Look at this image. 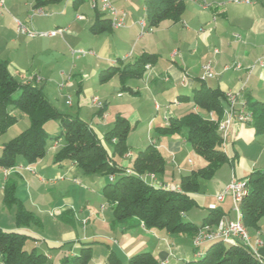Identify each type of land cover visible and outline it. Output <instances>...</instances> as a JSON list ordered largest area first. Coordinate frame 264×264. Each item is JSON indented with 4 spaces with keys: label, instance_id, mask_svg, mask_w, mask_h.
I'll return each instance as SVG.
<instances>
[{
    "label": "crops",
    "instance_id": "obj_1",
    "mask_svg": "<svg viewBox=\"0 0 264 264\" xmlns=\"http://www.w3.org/2000/svg\"><path fill=\"white\" fill-rule=\"evenodd\" d=\"M111 1L117 9L123 10L126 15L124 27H111L109 32L97 33L102 36L106 35V39L112 38L115 40V47L112 49V51L114 50L115 59L107 60V67L116 65L117 58L122 59V63H128L133 62L143 53L155 54L157 57L156 62L149 66V69L144 72L141 78H129L125 81L124 86L128 87L133 93L122 89L118 75L110 79L111 82L114 80V85L107 93L102 87L104 85L96 81L98 73L107 68L99 64H96V68L90 69L86 74L87 76L80 78V81L77 82V89L72 93V96L70 94L67 96L63 107L60 99L50 97L48 90H45L44 93L41 87L42 92L59 112L77 116L94 129L100 138L112 127L116 115L126 118L129 123L133 121L137 124L141 118L145 119L140 114L141 110H144L143 105L145 103L148 107L157 111L155 104L159 103L158 97L164 98L165 101H168L165 106L166 110L158 119L159 121L156 118L157 116L148 120L146 141L143 144L139 143L137 149H139V152L147 145L152 144L161 154L163 153L166 163L165 171L162 176H156L155 178L158 181L178 186L181 176L187 175L193 170L191 160L187 161V167L179 166L180 164L176 162L182 150L188 148L184 132L172 136H163L156 132V129L167 125L164 121L165 117H181L185 113L198 110L190 97L194 90L199 87V83L197 84L194 80H197L198 76L203 73V65L208 62L214 76L204 81L199 78L200 84L203 82L206 86L218 89L225 95L233 94L235 96L233 110L236 115L240 112H250L247 105L250 102H264V0H257L252 4L233 3L230 0H206L204 5L191 0H184V10L178 22L166 20L153 29H148L146 25L142 35H140L138 21L141 19L140 15H144L143 0L139 2L137 0ZM72 2L78 4L81 0H72ZM52 4L55 3L48 0H36L32 9L51 6ZM13 8L9 12L0 13V60L7 63L8 71L16 80L26 82L32 75H41L37 71V67L31 68L32 72H28L29 70L23 68L19 63L22 57L32 50V43L25 41L26 44L23 46L25 51L23 50L24 52H22L20 58L15 60L8 46L14 47V55L16 56L19 52L18 48L20 49L17 44L18 35H25L18 33L15 19L21 22L24 21L26 25V22L31 21L32 17L29 16V10L20 12L15 7ZM13 18L15 19L13 20ZM51 18L46 26L35 22H31V26L39 31H52L51 29L56 30L57 28L61 29L63 34H61L62 36H44L46 39L41 43L39 42V45L56 47L63 43L67 44L68 39L75 40L76 49L84 50L80 46L79 32L71 31L70 24L62 26L60 25L62 20L55 19L54 16H51ZM77 18H79L78 21L83 20L80 15H77ZM94 21L95 17L92 19V22ZM90 22L91 20L88 23ZM110 32L112 33L110 34ZM112 34L114 37L111 36ZM162 47L166 49V55L160 52ZM214 50H217V52L214 53ZM84 51H88L87 54L91 55L95 53L93 50ZM17 76H19V79ZM37 86L39 87L38 84ZM141 91L148 94L147 98L145 100L138 99L132 106L130 103L133 98L130 95L140 94ZM98 92L104 95L101 100L102 103L104 102L105 110L101 115H99V109L96 110L90 102V99L96 97ZM115 96L117 100L110 103L113 104L112 107L110 104L107 105L106 99L108 97L114 99ZM66 101H69L70 104H66ZM184 102L189 104L190 107H185ZM13 109L10 108L9 112L17 116L18 114L14 113ZM158 109H160V106ZM226 109H228V105L225 100L223 111ZM171 113H174V115ZM250 123L239 122L235 119L227 131L223 141V150L229 161L220 166L213 176L216 184L213 199H216V193L221 191L232 179L242 180L250 173L264 169V132L256 135ZM56 124L53 127L48 125L47 122L44 125L45 131L48 129L59 133L60 126L58 122ZM149 130H151V133ZM10 137L7 138V141L11 140ZM6 142H3L0 146V155L1 147ZM54 143H56L55 139ZM60 145L61 142L53 144L51 157H43L34 163L32 165L33 171L30 173L26 169L18 173L15 166L8 169L0 167V204L4 205L3 186L6 181L15 183L16 198L19 201L21 199L18 198L17 193L21 187L25 188L24 194L31 201L34 197L37 199L40 197L41 190L39 186L44 184L42 178L44 173L49 174L50 177L59 176L61 173L66 174V176L74 174V177H85L72 162L56 163L54 161L55 152ZM128 154V157L119 160L120 166L129 167L131 165L136 155H133L131 151H128ZM205 164L206 162L201 158L199 167H203ZM19 165H24L20 159L17 160L16 167H19ZM145 180L150 181V178L147 176ZM54 184L57 185L58 183ZM98 190L100 191V188ZM67 192L66 186L59 184V193L53 195V206L50 215L54 220L60 219L65 223L74 225V215L76 217L72 206L74 200ZM192 198L196 206L205 205L206 203L204 196H199L198 193L193 194ZM224 200L219 202L217 206L211 200H208L206 204L208 207L211 206L221 210L223 219L230 220L222 206ZM2 208V205H0V229L20 231L30 236L32 242L27 244V248L35 247L37 251L39 250L47 257L49 264H59L63 255L66 254L71 257L82 246H89L91 249V258L88 264H107V256L110 252L122 264L124 262L128 264L131 256L141 252L151 253L158 261L166 259L168 264H191V261L197 260L203 253L199 249L201 255L199 257L195 255L197 249L193 246L192 237L189 235L187 236L192 245L191 251L188 249L184 237H180L179 234H172L161 229L149 230L142 224L137 225V221L134 219V221H128L127 223L112 220L108 223L107 229L102 230V232L94 231L91 234H85V236L77 227L67 229L64 231L63 243L58 240L48 242L51 248L59 249V253L53 256L51 252L39 248L38 237H36L38 235L30 226L17 228L15 224L16 208L9 209L7 213H4ZM186 213L183 215L184 220ZM75 220L77 224L83 222L82 219L78 220L77 217ZM86 221L87 224L88 220ZM249 234L252 237L258 235L262 240L263 246L260 250L264 261L262 231L259 229ZM53 258L55 262H51ZM0 264H3L1 255Z\"/></svg>",
    "mask_w": 264,
    "mask_h": 264
},
{
    "label": "trees",
    "instance_id": "obj_2",
    "mask_svg": "<svg viewBox=\"0 0 264 264\" xmlns=\"http://www.w3.org/2000/svg\"><path fill=\"white\" fill-rule=\"evenodd\" d=\"M59 2L61 0H48ZM144 19L148 29L157 28L163 21L178 22L184 10V0H143ZM97 12L90 26L92 33H105L111 30L107 17L100 18ZM155 54L143 53L133 62L108 66L97 75L100 84L118 75L122 89L129 90L124 83L129 78H141L147 64L153 65ZM204 81V80H201ZM133 93V92H132ZM197 111H190L181 117H168L167 125L157 128L163 136L184 132V138L196 155L206 164L189 174L181 176L179 191L154 187L145 180L146 175L162 176L165 159L152 144L147 145L133 158L129 167L119 165V160L128 153V134L134 127L128 120L116 115L112 127L102 138L86 122L77 116L59 112L44 96L36 84L19 82L8 71L7 63L0 60V134L5 133L16 121L17 116L9 112V107L19 110L28 117L29 126L1 147L0 167L13 168L17 158L22 157L28 164L42 159L47 151L49 135L44 125L50 121L59 123L60 132L54 137L57 148L56 163L72 162L81 174L113 176V180L102 189V195L111 206L113 220L126 222L135 219L146 229H161L172 234H186L193 237L204 225H214L223 213L217 208L209 209L198 225L185 221L183 215L194 205L192 195L198 192L199 179H211L224 163L229 161L223 150V138L217 126L223 118L225 94L201 83L190 97ZM251 112V126L255 134L264 132V102L253 101L247 104ZM104 110H99V114ZM211 113V117L207 116ZM129 171V172H128ZM247 193L239 203L241 222L249 233L259 230V221L264 217V169L250 173L244 179ZM16 185L6 181L3 186V203L14 205L17 228L28 226L38 220L15 196ZM32 238L20 231L0 229V255L3 264H45L47 257L35 247L27 248ZM202 256L191 264H264L261 250L257 258L244 244H223L215 241L207 244ZM91 258L89 246H82L75 255H63L59 264H88ZM160 261L149 252L131 256L128 264H159ZM107 264H122L110 252Z\"/></svg>",
    "mask_w": 264,
    "mask_h": 264
},
{
    "label": "rangeland",
    "instance_id": "obj_3",
    "mask_svg": "<svg viewBox=\"0 0 264 264\" xmlns=\"http://www.w3.org/2000/svg\"><path fill=\"white\" fill-rule=\"evenodd\" d=\"M0 1L2 2L0 13L4 11L9 12L11 8L13 7H15L20 12L29 10L30 12L29 16L32 17V20L26 22V25H27L26 28L30 32H34L35 34L28 35V34L18 31L17 29L19 34L25 35V36L18 35L19 38H18L17 44L20 47V49L18 48L19 52L15 56L14 47L9 45L8 49L11 52L15 60L17 58L19 59L20 56L22 55V52L25 51L23 47L26 44L25 41H27V43H30V44L32 43V46H33L32 50L26 53V55L22 57L19 63L21 64L23 68L29 70L28 72H32L31 68H36V67L38 68L37 71L41 73V75L37 74L39 81L36 82L37 78L35 77L34 82L32 79V84H36V85L38 84L39 87L43 88L44 93H45V90H48L50 97L52 99L54 97H57L58 99H60V102L62 103V107L64 106V101L67 99V96L69 94L72 96V93H74V91L77 89L78 87L77 82L80 81V78L87 76L86 74L90 71V69L96 68V64L107 67L108 65L107 60L115 59V56L113 53L114 50L112 51L113 47H115L114 46L115 40L112 38L106 39L105 38L106 35L102 36L100 34H94L90 30V26L93 23L92 19L93 17L96 16L98 11L96 8L93 7V5L90 3L89 0H81V2L78 4H73L72 0H61L55 4H52L51 6L49 5V6L36 7L35 9L41 8L45 12V15L42 17L38 15H32L33 13L32 7L34 6L36 0H0ZM137 1L139 2L140 0H137ZM77 15L82 16L83 20L78 21L77 19L79 18H77ZM142 15L143 14L140 15V18L141 19L145 18L144 15L143 16ZM51 16H54L55 19L58 18L62 20L60 24L62 26L70 24L71 31L74 30L80 33V36H79V41L81 42L80 46H82L84 50H93L95 51V53L93 55L85 54L83 56H78L79 58H76L77 56H74L70 52V48L71 49L77 48L75 45V40L71 41L67 39V42H68L67 44L63 43L60 46H56V47L45 46L43 44L39 45L38 43L43 42L44 39L46 38L43 35H38L36 33H43L48 30L46 31L36 30L31 26V22H35L43 26H46V24L50 21ZM103 17L104 15H100V18H103ZM14 19L15 18H13V20ZM89 20H91L90 23H88ZM21 23L24 26H26L24 24V21ZM51 30H55V29H51ZM111 33L112 32H110V34ZM61 34H63V32ZM61 34H56V35L62 36ZM111 36L114 37L113 34ZM160 52L163 55H166L165 48L162 47L160 49ZM32 76H30L28 80H30ZM17 78L19 79V76H17ZM199 78L200 79L203 78V73L198 76L197 80L196 79L194 80L197 82V84L199 83L200 85ZM28 80H26V82ZM102 85H104L102 86L103 89L107 93H109L111 90V87L114 85V80L112 82L111 80L104 82L102 83ZM96 94H97L96 97L101 102V106L97 107L96 105H94V103L91 100L92 98L90 99V102L96 110L97 109L101 110L104 108V105H103L104 102L102 103V100H101L102 96L104 95H101V93L99 92ZM130 96L133 98L130 103L133 106L134 103L137 102L138 99L145 100L148 94H146L145 91H141L140 94L134 93V94H131ZM110 97L106 99L107 105L117 100L116 96L114 99L113 97L112 98ZM157 100L159 102L158 106H160V109H157V111H155L152 108L148 107V105H146L147 103H145L143 105L144 110H141L142 112L140 113L142 114L143 117H145V119L141 118L137 122V124L133 123V121H131L130 123L132 125L131 127H134V128L128 134L127 146H128L129 151H131L133 155H136L138 153L139 149H137V145L139 143L143 144L146 141L147 130H148L147 129L148 120L156 116H157L156 117L157 120L160 119L162 113L166 110L165 106L166 104H168V101H165L164 98H161V97H158ZM66 104H70V102L66 101ZM184 105L185 107L186 106H188V108L190 107L189 104L185 102H184ZM10 108L13 109L12 106H10L8 109ZM188 108L186 109L188 110ZM104 110L102 111L101 114L104 113ZM13 111L14 113L20 115V117H18L17 115V121L5 133L0 134V146L3 142L7 141V138H9L10 136H13L12 138H14L15 136H17L20 132L24 131L29 126L27 115H25L24 113H21L17 109H13ZM248 113L251 114V112H248ZM171 114L174 115V113H171ZM207 116H209V113ZM48 125L54 127V125H57V124L55 121H50L48 122ZM150 131L151 130H149V132ZM46 132L49 135V138L47 140L48 152L45 154L44 157H51L53 153V144H56L54 143V137H56L58 133L57 131H52V130L49 131L48 129L46 130ZM128 156L129 154L127 153L125 154V156H123V158L128 157ZM18 159H20V161H23L24 163V165H19V167L15 166V169L18 173H21L24 169H26L29 173L33 171V166H32L33 164H28L27 162L24 161L22 157H18L17 160ZM188 160H191L193 162V170L200 168L199 161H201V158L194 153L189 143H188V148H185V150H182L176 162L180 164L179 166L187 167L188 165L186 163ZM4 169H8V168H4ZM42 178L44 179V184L39 186V189L41 190L39 199L34 197L33 200L31 199V201H29L27 195L24 194L25 192L24 187H21V189L18 190V193H17L18 198L21 199L20 202L22 203L24 209L27 210L29 213H31L38 220L37 223L31 222L28 226H30L31 229H33L34 232L38 235L36 237H38L37 242H39L40 249L44 248L47 252H51L53 256L57 255V253H59V249L51 248L50 245H48V242L50 240L52 241L58 240V241H62L63 243L64 242V237H63L64 231L67 229H72L73 227H77L78 230H80V232H82L84 236L85 234H91L94 231L102 232V230L107 229L108 223L113 220V215L110 210L111 206L109 207L108 203L106 202L103 195L101 194V190L106 183L110 182V179L108 176H102L100 174H93V175H87L85 177L83 176L74 177V174L66 176V174L61 173L59 176L50 177L49 174L44 173ZM214 181L215 180L213 177L211 179H201L200 178L199 179V189L197 193L199 196H204L206 203L208 202V200H211L217 206L219 205V202H217L216 199L212 198L214 193L216 192V184ZM54 183H58V184L55 185ZM26 184L27 183L25 182V185ZM59 184L66 186L68 190L67 192L68 195L72 197L74 200V205H72L73 213L76 214V217L78 218V220L80 219L83 220L82 223L81 222L78 224L76 223L75 215H74V220H73L75 221L73 222L75 223L74 225H71L70 223H65V221L60 220V219L54 220V218H52V216L50 215V210L52 209V206H53V197L55 196L54 194L59 193ZM99 188H100V191L98 190ZM15 196H17L16 192H15ZM206 203L205 205H197V206L194 205L186 213L185 221H189L194 224H200L203 220V217L207 215L209 209L211 208V206L208 207ZM0 205H2L3 207L2 209L4 210V213H7L9 209L15 208L14 205L12 206H7L5 204L4 205L0 204ZM222 206H223V209L225 210V214H227L229 217L228 219L234 220L235 213L233 211L232 198L229 195L225 196V200ZM86 220H88L87 224H86L87 222ZM128 221H134V219H131ZM128 221L124 223H127ZM259 229L262 231V237L264 239V217L261 218V220L259 221ZM179 236L184 237L185 243L188 246V249H190L191 251L192 245L189 241L188 236L185 234L184 235L179 234ZM78 238H81V237H78ZM207 246L208 245H205L204 247L200 249L204 251L207 248ZM51 262H55V259L53 258ZM45 264H49V263L46 261ZM124 264H127V263L124 262Z\"/></svg>",
    "mask_w": 264,
    "mask_h": 264
},
{
    "label": "built area",
    "instance_id": "obj_4",
    "mask_svg": "<svg viewBox=\"0 0 264 264\" xmlns=\"http://www.w3.org/2000/svg\"><path fill=\"white\" fill-rule=\"evenodd\" d=\"M90 3L93 5L94 8L97 9V11L104 15V17H107L110 21V25L113 28H121L125 26V12L123 10L117 9L111 0H89ZM198 2L202 5L205 4L206 0H191ZM233 3H245V4H252L255 3L257 0H230ZM2 7V2L0 1V8ZM33 13L32 15H38L43 16L45 15V12L41 9H32ZM15 23L17 26L18 31L28 34V35H34V32H30L26 26H24L21 21L15 19ZM138 24L140 26V35H142L146 29V21L145 19H141L138 21ZM61 29H56L48 32L43 33H36L38 35L43 36H54L56 34H61ZM70 52L73 55L76 56H83L87 54L88 52L82 50V49H70ZM217 50H214V53H216ZM149 64L145 66V71L149 69ZM214 76V73L212 71L210 63H205L203 65V78L201 80H205L206 78H212ZM37 78L36 82L39 81V78L37 75H33L30 80L27 82L32 83V79L34 82V78ZM226 101L228 105V109L223 111V118L219 121L217 129L219 134L222 136L223 141L227 135V131L229 127L232 125L234 120L236 119L239 122H251V114L250 113H238L235 114L233 110V104L235 101V96L233 94H226ZM92 102L97 107L101 106V102L97 97H92ZM155 107L158 109L159 106L156 103ZM211 113H209V117H211ZM164 121L167 123L168 118L165 117ZM129 172V171H128ZM150 178V181H147L149 184H151L154 187H161L167 190H175L179 191V187L175 186L168 182H161L158 181L155 178V175H146V177ZM110 181L113 180V176L109 177ZM247 193L246 188V181L245 180H235L232 179L221 191L216 193L215 198L218 202H221L225 199L226 195H229L232 198L233 203V211L235 213V219L234 220H225L221 218L217 223L214 225H204L198 229L196 234L192 238V244L197 249L195 255L199 257L201 255L200 248L204 245H207L211 242L220 241L223 244L227 245H236L238 242H241L244 244L257 258H260L259 250L263 246L262 240L258 235L255 237H252L246 227L241 222V214L239 210V203L243 196H245ZM214 207H211L213 209ZM159 264H168L167 260L161 261Z\"/></svg>",
    "mask_w": 264,
    "mask_h": 264
}]
</instances>
